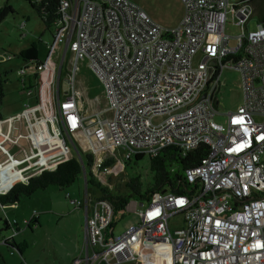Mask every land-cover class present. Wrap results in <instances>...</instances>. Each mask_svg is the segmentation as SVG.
Here are the masks:
<instances>
[{"label":"built area","instance_id":"2783aa9c","mask_svg":"<svg viewBox=\"0 0 264 264\" xmlns=\"http://www.w3.org/2000/svg\"><path fill=\"white\" fill-rule=\"evenodd\" d=\"M182 1L180 22L166 27L132 0H60L50 56L65 44L63 61L71 52L73 67L64 98L57 70L47 85L57 139L58 131L72 135L85 127L73 80L79 61L87 60L112 112L105 130L98 131L99 144L90 149L120 147L132 159L172 145L184 155L209 146L200 162L186 169L189 193L154 194L141 204L139 221L119 235L113 232L112 204L94 201L85 226L87 255L72 264L127 262L137 258L141 242L163 246L169 264H264V199L235 203L231 196L264 198V23L248 28L252 9L241 4L249 0ZM229 16L245 30L228 33ZM225 68L240 72L243 102L221 122L216 92ZM101 140L106 142L100 146ZM107 159L98 162L104 172L111 169L102 166ZM175 215L182 220L172 228Z\"/></svg>","mask_w":264,"mask_h":264},{"label":"rangeland","instance_id":"374dc122","mask_svg":"<svg viewBox=\"0 0 264 264\" xmlns=\"http://www.w3.org/2000/svg\"><path fill=\"white\" fill-rule=\"evenodd\" d=\"M132 1L138 4L149 15L151 14L150 16L155 21L166 27L177 25L184 14V3L182 0ZM7 2L13 6L15 11L0 22V52L12 54L13 59L4 64L1 63L0 68L9 70L8 75L10 77L15 76L17 83V70L23 63V57L20 55L21 51L33 46L34 43H38L40 55H42L45 52V47L39 41L41 38L44 41L53 39V33L45 28L36 10L26 0H8ZM5 3L6 0H0V7ZM24 22L25 27L20 28V25ZM257 24V15L254 14L248 24V28L252 29ZM244 30V27L235 25L233 19L229 16L226 25V31L228 33L238 34ZM23 33H26V35L24 36ZM69 56H71V52L67 53V57ZM197 57L201 58V54H198ZM80 61L78 63L80 64L79 69L75 70L74 74V76L76 75V85H78L79 81V72L81 71L82 75L85 70H90L87 60L83 64ZM101 85L99 84L98 87L94 88L93 94L100 97L102 105L108 104L109 106V100ZM216 98L218 101L216 107L221 113L216 116V119L224 122L225 113L238 108L243 102L241 74L238 70L229 68L223 70L220 77L219 89L216 92ZM53 142H56V137L53 138ZM105 142V140H101L100 146ZM67 143V148H62L60 145L54 144L49 150L51 152H57L45 155L37 164L29 162L28 169L33 168V170H37L47 168L76 155L75 147L73 149L69 139H67ZM83 150L94 153L91 171L103 184L122 187L125 192H128L124 185L131 176L140 174L145 186L152 179L148 169L147 155L136 164H128L125 158V151L120 147L108 151H105V149L101 152L94 148L96 150L94 152L93 149L83 145ZM7 153L9 156L2 163V166L7 170L14 171V175L22 178V174L28 170L26 166L24 167L27 159H13L8 151ZM109 156H112L116 163L110 166L111 169H109V172H104L103 168L98 166V162L102 157L107 159ZM87 173L89 175V170H87ZM11 177L9 173L7 175L9 183H13ZM86 189L91 192L93 199H97L101 195L97 185L93 183L87 184L83 173L68 187L61 188L57 185H50L47 188L36 190L31 196L22 198L20 202L4 204L0 209V228L5 227L4 218L5 213H7L11 221L19 223V230L15 233L16 237H18L19 241L26 240L29 246L26 254L21 256L13 247L5 243L2 244L12 248L15 254L10 255V250L6 246H3L4 253L0 255V264H69L74 258L78 257L85 242V214H83L82 209L75 208L76 206L70 202V199L82 200L85 196ZM69 196L70 199L68 198ZM141 206V201L138 198H130L126 209L115 215V219L113 220V224H116L113 229L114 235H119L130 224H136L139 221L137 212ZM35 211L40 213L38 221L33 222V227H28L25 221ZM24 212H27L28 218H21V213ZM181 220L180 215L173 216L171 219L172 228H175L174 225L180 223ZM12 233V228L2 229L0 231V239H2V242H4V239L9 238ZM38 259L40 260L37 262Z\"/></svg>","mask_w":264,"mask_h":264},{"label":"crops","instance_id":"0c3cea01","mask_svg":"<svg viewBox=\"0 0 264 264\" xmlns=\"http://www.w3.org/2000/svg\"><path fill=\"white\" fill-rule=\"evenodd\" d=\"M23 27H25V23L20 25V28ZM23 35L25 36L26 33H23ZM48 41L51 42L52 38L51 40L45 41L41 38L39 41L43 43L45 47V52H43L42 55H40V49L37 43V59L23 58V63L19 69L24 68L25 73L21 74L19 73V69L17 70V83L15 81V76L10 77L8 75L9 70L0 68V193L6 191L7 188L12 186L16 181H21L18 176L14 175V171H10L9 169L7 170L4 166H2V163L7 160V157L9 156L7 151L13 159H27L24 164L26 169L29 168V162L32 164H37L39 162V158L36 153L40 152L42 155H49V152H51L49 148L54 146V144H58L62 148H67V139L71 142L73 149L75 142L82 149V151H84L83 145L89 148L100 142V139L97 136L98 131L101 127L105 130L104 121L112 116V112L109 110L108 104L102 105L100 97L93 94L94 88L98 87L101 83L96 74L89 67L90 70H85L82 75L81 71L79 72L78 85H76V75L73 80L79 104V111L85 127L78 129L72 135H66L63 131V134L66 137V147L62 146L63 137L59 131L58 134H60V136L58 139L56 138V142H53V138L57 136V131L51 123L52 108L49 102L47 85L49 84V80L54 78L55 72L53 69L57 70V73H59L58 81L60 94L61 97L64 98L63 95L65 94L63 92V82L66 77H69L73 67V61L72 56H66L63 61L65 44H58L50 56V48L46 45V42ZM8 56H11V59H6ZM12 59V54L0 52V66ZM84 61L86 62V60H81L80 63L82 62L83 64ZM39 64L43 66L42 69L37 68ZM98 119H101L102 122L99 123ZM74 150L77 152L76 149ZM32 171L33 168L28 169L27 176H31ZM25 172L22 174L23 176H25ZM9 173L12 176L11 180L13 183L8 182L9 180L7 179V175ZM84 175L86 178L87 174L85 173ZM82 200L84 203L81 206H76L75 208L82 209L83 214H85L84 220L86 226V221L90 220L94 210V200L97 201L99 199H93L91 192L86 189L85 196ZM86 200L87 202H90L87 211V202L85 203ZM35 212L31 213L30 218L34 215L39 218L40 213L37 211ZM5 218L10 220L7 213H5ZM21 218H28L27 212L21 213ZM113 219H115L114 216ZM14 240L19 246H21V251L17 248H13L16 249L21 256L25 255L29 246L28 242L24 239L19 241L16 235ZM2 244H4V242L0 239V245ZM3 246L5 247L6 245L0 246V255L4 253ZM7 248L10 250V255L15 254L12 248ZM88 249L89 246L85 229V242L81 253L69 264H72L76 259H79L82 256L85 257ZM162 251H164V247L159 244L141 242L137 246V258L127 262H121L119 264H169L164 252ZM39 260L40 259H38L37 262Z\"/></svg>","mask_w":264,"mask_h":264},{"label":"trees","instance_id":"16d2710c","mask_svg":"<svg viewBox=\"0 0 264 264\" xmlns=\"http://www.w3.org/2000/svg\"><path fill=\"white\" fill-rule=\"evenodd\" d=\"M7 1L0 7V22L15 11L13 6ZM26 1L36 10L45 28L53 33L54 36V32L61 20L60 0ZM251 2L253 3L254 1L249 0V3ZM260 22L264 23V16H261V20L258 23ZM50 43V41L46 42L48 48ZM36 46L37 43H34L33 46L21 51L20 55L24 59H37L38 49ZM63 96L65 97V95ZM74 147L77 151L76 155L60 162L55 169H45L40 174L31 176L27 183L16 181L6 191L0 193V209L6 203L14 204L20 202L22 198L31 196L36 190L47 188L50 185H57L61 188L68 187L85 171L87 184L93 183L99 187L101 195L97 199L110 202L113 207V216L115 217L117 213L126 209L131 197L138 198L143 204L145 201L150 202L156 193H189L192 185L186 178V169L197 165L209 149L207 144H201L184 155L179 147L172 145L163 148L155 156L147 155L148 169L152 176L151 181L145 186L140 174L131 176L124 185L125 189L128 190V192H125L122 187H113L100 182L91 171L94 154L90 151H82L75 142ZM144 156V154H138L134 159H127V163L136 164ZM115 163L114 158H109L103 161L102 166L110 167ZM87 170H89V175ZM27 220H29V223H26V225L33 227V222L38 221V216L34 215ZM4 224L5 227L0 228V230L11 228L16 231L19 230L18 222L5 218ZM15 233L13 231L9 238L4 239V243L21 251V246L14 240Z\"/></svg>","mask_w":264,"mask_h":264},{"label":"water","instance_id":"95a60500","mask_svg":"<svg viewBox=\"0 0 264 264\" xmlns=\"http://www.w3.org/2000/svg\"><path fill=\"white\" fill-rule=\"evenodd\" d=\"M252 1H254V2H253V3H252V2H251V3H249V2H248V3H243V4H241V5L249 4V5L251 6L252 11H251L250 15L248 16L247 20H248L252 15L255 14V15H257V20H258V22H259V21L261 20V16H264V12L257 10V5H260L264 0H252ZM262 5H264V4H262ZM247 20H246V21H247ZM70 83H71L70 78H69V77H66V78L64 79V82H63V92H64V94H68V92H69V88H70ZM216 102L218 103V101H216ZM62 137H63V140L66 141V138H65V136H64L63 133H62ZM61 162H62V161H61ZM59 163H60V162L54 164L53 166L47 167V168L37 169V170L35 169V170L32 171V175L40 174L44 169L53 170V169H55V168L57 167V165H58ZM84 174H85V171H84ZM32 175H31V176H32ZM29 177H30V176H29ZM29 177H22V178H20V180H21L22 182H24V183H27ZM222 190H226V189H222ZM218 192H219V191H218ZM231 196H232V198H233V200H234L235 203H237V202H246V201L254 200V199H264V198H262V197H253V198H249V199L244 200V201H238V200H237L232 194H231Z\"/></svg>","mask_w":264,"mask_h":264},{"label":"flooded vegetation","instance_id":"af4514ba","mask_svg":"<svg viewBox=\"0 0 264 264\" xmlns=\"http://www.w3.org/2000/svg\"><path fill=\"white\" fill-rule=\"evenodd\" d=\"M264 2H262L260 5H257V10L264 12Z\"/></svg>","mask_w":264,"mask_h":264},{"label":"bare ground","instance_id":"6f19581e","mask_svg":"<svg viewBox=\"0 0 264 264\" xmlns=\"http://www.w3.org/2000/svg\"><path fill=\"white\" fill-rule=\"evenodd\" d=\"M98 136V135H97ZM95 139V138H94ZM85 140V139H84ZM99 141V140H98ZM162 252H164V251H162ZM162 252H159V253H162ZM164 254H165V252H164ZM160 256V255H159ZM165 257H168V255H167V253L165 254ZM158 261V260H157Z\"/></svg>","mask_w":264,"mask_h":264},{"label":"clouds","instance_id":"9594fccd","mask_svg":"<svg viewBox=\"0 0 264 264\" xmlns=\"http://www.w3.org/2000/svg\"><path fill=\"white\" fill-rule=\"evenodd\" d=\"M65 95H66V94H65ZM64 136H65V135H64ZM65 138H66V137H65ZM57 163H58V162H57ZM44 170H45V169H44ZM32 176H33V175H32ZM30 177H31V176H30ZM30 177H29V178H30Z\"/></svg>","mask_w":264,"mask_h":264}]
</instances>
